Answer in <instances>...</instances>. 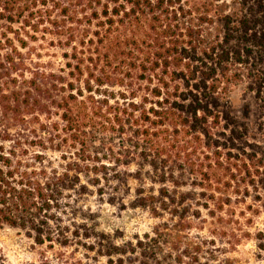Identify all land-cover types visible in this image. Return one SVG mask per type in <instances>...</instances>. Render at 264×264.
<instances>
[{"label": "trees", "instance_id": "16d2710c", "mask_svg": "<svg viewBox=\"0 0 264 264\" xmlns=\"http://www.w3.org/2000/svg\"><path fill=\"white\" fill-rule=\"evenodd\" d=\"M38 35L68 49L67 76L18 74L15 44ZM0 48V227L65 248L76 198L128 193L129 209L169 222L106 255L196 264L202 244L188 231L203 210L264 213V148L230 103L244 87L264 133V0H0ZM255 241L264 252V229Z\"/></svg>", "mask_w": 264, "mask_h": 264}, {"label": "rangeland", "instance_id": "374dc122", "mask_svg": "<svg viewBox=\"0 0 264 264\" xmlns=\"http://www.w3.org/2000/svg\"><path fill=\"white\" fill-rule=\"evenodd\" d=\"M27 43L25 49L16 43V49L13 51V56L17 59L18 74L23 75L24 79H37L42 84H49L52 83L49 79L51 75H68L69 61L64 58V53L69 51L61 46L58 38H42L38 35L37 40L28 39ZM0 54L4 58L8 50L0 48ZM53 100L51 99L50 103ZM230 103L237 121L248 130L251 143L264 148V133L258 131L260 111L255 97L247 94L244 87H239L233 90ZM53 111L52 121L60 123L58 110ZM43 121H46L44 117ZM40 124L41 122H36V127ZM10 145L6 143L4 147L9 149ZM48 160L54 167H59L62 163L59 157L53 154L48 155ZM243 178L250 180L251 176L246 175ZM130 186L133 195L139 188V183L132 180ZM147 188H155V192H158L160 186L149 184ZM250 195L256 197L253 191ZM132 198L128 193L113 201L109 196L101 198L96 194L76 198L78 210L67 215L66 221L69 222L66 225L71 228L72 233L78 230V235L65 248L49 244L38 246L26 232L0 227V253L4 264H115L118 256L106 255L107 246L122 247L127 243H137L145 235L151 234L157 226L169 222L168 217L164 220L157 219L146 211L129 209L127 206ZM122 205L126 208H122ZM89 206L91 211L85 208ZM234 207L236 211L229 210L227 213L230 216L211 214L208 210H203L201 216L194 220L188 231L189 239L202 244L196 264H264V252L257 249L255 241L258 230L264 229V213L257 212L253 215L252 212L246 211V214L242 215L241 211L246 206ZM91 245L95 247L94 252L89 251ZM161 248V251H158L159 259L166 262L167 248ZM185 261L189 263L188 260Z\"/></svg>", "mask_w": 264, "mask_h": 264}]
</instances>
